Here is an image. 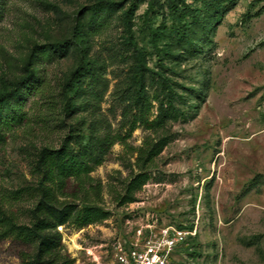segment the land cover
I'll list each match as a JSON object with an SVG mask.
<instances>
[{"label":"rangeland","instance_id":"374dc122","mask_svg":"<svg viewBox=\"0 0 264 264\" xmlns=\"http://www.w3.org/2000/svg\"><path fill=\"white\" fill-rule=\"evenodd\" d=\"M6 0L0 18V92L24 74L34 50L53 48L50 60L28 68L43 79L42 97H28L27 120L0 145V264H24L33 247L3 233L2 218L28 225L37 202L34 161L76 134L105 148L85 187L109 217L80 230L63 227V254L72 264H105L116 240L129 247L137 227L169 225L192 231L169 264H264V0H177L198 11L178 38L166 0ZM153 1L157 5H153ZM156 31L158 38L151 35ZM89 73L77 82L66 114L59 91L79 56ZM138 53L143 80L135 83ZM165 82L179 96L184 117L156 131L132 119L138 94L156 115ZM165 137L167 145L145 168L149 181L135 201L118 205L123 187L141 172L137 149ZM77 148L76 144L70 143ZM69 181L67 191H75ZM77 203V202H76ZM147 234L145 233L144 236Z\"/></svg>","mask_w":264,"mask_h":264},{"label":"trees","instance_id":"16d2710c","mask_svg":"<svg viewBox=\"0 0 264 264\" xmlns=\"http://www.w3.org/2000/svg\"><path fill=\"white\" fill-rule=\"evenodd\" d=\"M232 1V0H227ZM6 0H0V18ZM110 4V1H102ZM166 9L173 23V31L178 38H185L189 25L182 20L183 8L193 20H198V11L191 6L179 7L177 0H166ZM153 5H157L153 1ZM151 35L158 38L156 31ZM65 42H57L52 46L33 50L28 56V63L24 66L23 76L14 81L10 88L0 92V145L5 142L6 134L13 128L22 125L27 120L25 105L28 97H42L44 92L43 79L34 69L28 68L29 62L34 59L50 60L53 48H63ZM53 47V48H52ZM78 64L76 69L70 72L60 88L59 96L63 111L68 114L74 110L73 97L77 82L83 74L89 73V63L84 60L83 52L78 49ZM138 61L134 68L135 83L141 85L143 80L142 55L138 53ZM158 87L164 90V96L158 101L155 117L150 120L147 117L150 103L144 94H138L140 111L136 120L130 121L132 132L139 123L146 130L156 131L163 128L169 121H176L184 117V111L178 108L180 100L175 91L165 82L158 81ZM180 102V101H179ZM76 144L77 148L70 145ZM167 139L162 137L157 141L147 140L137 149V161L141 163V172L132 176L123 187V195L118 197V205L123 206L133 203L135 195L149 181L150 176L145 168L163 151L167 145ZM114 140L104 137L99 145H91L89 140L83 141L76 134L72 139L56 149L41 148L38 150L34 168L39 175V181L35 187L37 202L31 210V221L28 225H17L9 218H2L3 233L15 240L33 247L32 255L23 258L24 264H72V260L63 254L61 234L58 227H73L80 230L86 226L99 224L109 217V212L99 205L98 188L95 198L91 199L90 192L85 187L89 174L95 167L101 165L105 148L111 146ZM69 181L76 183V190L68 192ZM77 202V203H76Z\"/></svg>","mask_w":264,"mask_h":264},{"label":"built area","instance_id":"2783aa9c","mask_svg":"<svg viewBox=\"0 0 264 264\" xmlns=\"http://www.w3.org/2000/svg\"><path fill=\"white\" fill-rule=\"evenodd\" d=\"M62 228L58 227V231ZM192 235V231L148 223L135 229L131 246L120 239L114 241L106 253L105 264H169L175 248Z\"/></svg>","mask_w":264,"mask_h":264}]
</instances>
